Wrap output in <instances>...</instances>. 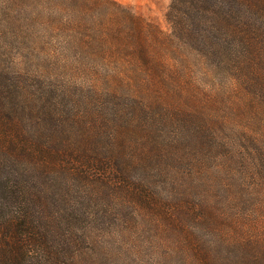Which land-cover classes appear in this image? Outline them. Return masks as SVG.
<instances>
[{
	"label": "trees",
	"instance_id": "1",
	"mask_svg": "<svg viewBox=\"0 0 264 264\" xmlns=\"http://www.w3.org/2000/svg\"><path fill=\"white\" fill-rule=\"evenodd\" d=\"M0 0V264H264V0Z\"/></svg>",
	"mask_w": 264,
	"mask_h": 264
},
{
	"label": "rangeland",
	"instance_id": "2",
	"mask_svg": "<svg viewBox=\"0 0 264 264\" xmlns=\"http://www.w3.org/2000/svg\"><path fill=\"white\" fill-rule=\"evenodd\" d=\"M127 6L131 11L156 23L163 31H169L166 12L170 0H116Z\"/></svg>",
	"mask_w": 264,
	"mask_h": 264
}]
</instances>
